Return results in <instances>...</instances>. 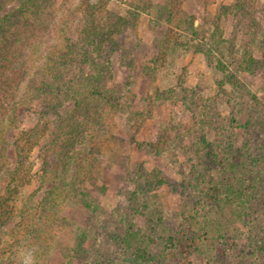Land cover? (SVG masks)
<instances>
[{"label": "trees", "instance_id": "1", "mask_svg": "<svg viewBox=\"0 0 264 264\" xmlns=\"http://www.w3.org/2000/svg\"><path fill=\"white\" fill-rule=\"evenodd\" d=\"M132 2L138 10L122 16L110 10V0H0V264H27L29 255L32 264H45L69 205L83 200L92 208L87 185L97 182L103 149L123 109L112 84L113 60L127 70L141 60L140 10L157 13L166 23L159 47L150 52L152 66L140 63V74L155 79L180 48L202 54L222 74L219 93L206 97L186 85L187 73L180 78L190 118L181 130L187 169L179 188L184 210L178 227L164 234L151 221L149 232L139 227L143 207L134 190L132 208L119 207L109 220L111 247L95 256L81 248L82 263L200 264L212 227L198 217L223 209L224 201L238 203L244 218L261 227L253 245L264 252V143L252 136L264 125L263 105L253 95L256 103L243 123L241 108L222 112L227 104L235 109L234 101L248 89L243 76L263 70L255 51L263 40L258 14L264 16V2L232 0L213 12L208 1L201 24L186 13L184 0ZM229 17L233 32L227 36L223 24ZM173 97V89L155 90L148 107ZM35 114L39 121L23 128ZM36 179L38 189L29 192Z\"/></svg>", "mask_w": 264, "mask_h": 264}, {"label": "rangeland", "instance_id": "2", "mask_svg": "<svg viewBox=\"0 0 264 264\" xmlns=\"http://www.w3.org/2000/svg\"><path fill=\"white\" fill-rule=\"evenodd\" d=\"M156 1L137 0L140 5ZM208 1L211 2L213 12L218 5L232 2V0H184V9L187 14L196 16V24L203 22ZM134 3L132 0H110L109 8L115 14L129 16L138 10H135ZM138 12L137 52L141 60L137 61L132 70L122 68L118 59L113 60L112 84L122 97L123 109L117 113L116 130L103 149L102 166L97 182L94 186L87 185L92 208L84 206L83 200L69 205L64 216L66 218L64 226L59 229L45 264H83L79 255L81 248L87 251V255L92 256L102 254L105 247L110 248L109 220L113 219L119 207L125 210L132 208L134 204L131 198L134 190H137L139 203L143 207L142 214L136 218L138 226L143 230L149 232L151 221L156 224L158 232L164 234L176 229L181 222L184 201L179 194V188L182 173L187 169L181 130H187L185 123L190 118V113L183 102L180 78L183 73H187L186 85L195 92L210 97L219 93L218 81L221 80L222 74L209 67L202 54L186 52L179 48L170 53L168 62L157 71L155 79L142 76L139 64L142 63L144 67L152 66L150 52L159 47L166 23L157 16V13L141 10ZM258 16L263 24V40L258 44L255 55L262 61L263 70L256 77L243 76L242 79L248 84V89L234 101L235 109L229 104L222 108L225 115H231L237 108H241L244 113L240 117L242 123L246 119L245 115L252 111L253 103H256L253 95L259 97V103L263 105L264 110V16L262 14ZM223 25L226 35L230 36L233 32L232 17L227 18ZM169 89H173V98L158 101L148 107L149 95L155 90ZM149 113L148 118L143 119ZM38 121L39 115L35 114L26 120L23 128L30 129ZM263 129L264 125L255 127L252 133L253 141L257 142L259 139L264 143ZM165 136L168 138L164 139ZM243 138V135H239V144ZM161 140H164V145L158 148ZM32 160L35 172L39 173L41 159L37 151L32 155ZM38 187L39 181L36 179L29 192ZM40 197L41 194L37 198ZM237 204L224 201L223 209H207L200 212L198 218L208 220L212 230L209 233V240L204 244V252L200 253L198 263L264 264V252L257 251V247L253 245V239L259 235L261 227L255 226L256 223H252V219H245L243 209ZM259 209L262 210L260 207ZM260 220L264 222V219ZM216 232L227 233L231 238L221 239L216 236L218 235ZM5 239L11 240L9 236ZM223 249L227 253L226 256L222 252ZM26 261L27 264H32L31 255Z\"/></svg>", "mask_w": 264, "mask_h": 264}]
</instances>
